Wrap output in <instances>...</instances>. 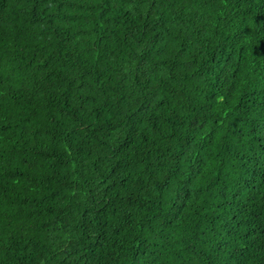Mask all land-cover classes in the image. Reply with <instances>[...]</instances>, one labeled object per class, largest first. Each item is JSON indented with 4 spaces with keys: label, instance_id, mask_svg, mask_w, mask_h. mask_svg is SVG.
Here are the masks:
<instances>
[{
    "label": "trees",
    "instance_id": "trees-1",
    "mask_svg": "<svg viewBox=\"0 0 264 264\" xmlns=\"http://www.w3.org/2000/svg\"><path fill=\"white\" fill-rule=\"evenodd\" d=\"M0 264H264V0H0Z\"/></svg>",
    "mask_w": 264,
    "mask_h": 264
}]
</instances>
